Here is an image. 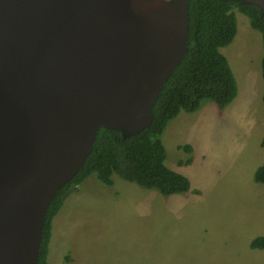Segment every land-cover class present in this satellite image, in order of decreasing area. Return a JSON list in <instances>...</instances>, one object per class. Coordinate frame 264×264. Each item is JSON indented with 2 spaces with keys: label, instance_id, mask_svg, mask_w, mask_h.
<instances>
[{
  "label": "water",
  "instance_id": "95a60500",
  "mask_svg": "<svg viewBox=\"0 0 264 264\" xmlns=\"http://www.w3.org/2000/svg\"><path fill=\"white\" fill-rule=\"evenodd\" d=\"M189 1L0 0V264H38L49 205L101 127L152 125L188 52Z\"/></svg>",
  "mask_w": 264,
  "mask_h": 264
},
{
  "label": "rangeland",
  "instance_id": "374dc122",
  "mask_svg": "<svg viewBox=\"0 0 264 264\" xmlns=\"http://www.w3.org/2000/svg\"><path fill=\"white\" fill-rule=\"evenodd\" d=\"M240 17L248 22L243 14ZM244 26L254 31L248 33L253 42L261 36L240 23L242 33ZM247 112L239 115L248 117ZM234 115L229 112L230 118ZM248 126L245 120L230 121L224 130L237 135L239 150L249 143L242 136ZM206 137L195 139V161L194 151L186 155L168 145L166 166L172 171L173 166L185 168L190 174L189 179L177 172L193 183L186 198L165 197L154 190V200L146 199L144 187L126 190L122 185L129 184L116 176L113 186L89 178L79 193H69L61 217L81 221L85 234L92 229L95 264H264V249L251 247L252 241L264 238V184L254 181L256 170L264 165V148L236 157L230 154L228 136H222L225 150L217 151L199 146L217 142L213 127L208 126ZM191 158L192 167L179 166ZM77 209L85 210L80 214Z\"/></svg>",
  "mask_w": 264,
  "mask_h": 264
},
{
  "label": "trees",
  "instance_id": "16d2710c",
  "mask_svg": "<svg viewBox=\"0 0 264 264\" xmlns=\"http://www.w3.org/2000/svg\"><path fill=\"white\" fill-rule=\"evenodd\" d=\"M234 10L245 14L252 28L262 34L264 48L263 8L240 1L190 0L188 52L153 105L152 125L128 138L119 132L100 130L82 169L49 205L38 264H48L52 222L63 208L65 199L94 174L106 186H112L113 176H117L145 189L156 190L165 197L184 195L191 190V183L185 176L166 166L167 151L162 135L170 121L181 112L194 113L206 101L223 110L236 98L237 80L228 59L220 52L233 42L238 32ZM262 73L264 78V57ZM191 162L187 161L186 165ZM254 181L264 184V165L256 170ZM251 246L253 249L264 248V238L255 239Z\"/></svg>",
  "mask_w": 264,
  "mask_h": 264
},
{
  "label": "crops",
  "instance_id": "0c3cea01",
  "mask_svg": "<svg viewBox=\"0 0 264 264\" xmlns=\"http://www.w3.org/2000/svg\"><path fill=\"white\" fill-rule=\"evenodd\" d=\"M238 19L239 30L237 37L232 44L222 49V53L228 59L237 80V98L224 111L219 110L214 103L206 102L198 112L191 114L185 112L180 113L168 124L162 137L167 153L168 145L171 147L176 145L179 148L184 145H190L194 151L195 161V150L197 145L195 139L206 140L208 126L213 127L217 142L215 144L200 142V147H213L215 151L225 150L222 136H228L227 139L232 140L228 144V148L230 154L236 157L238 155L241 156L246 151L261 147L264 137V110L262 107L264 78L261 67L263 59L262 37L258 35V39L255 42H253L252 39L250 40L248 38V33L254 31L244 26V32L242 33L240 31V23L243 25H249V23L237 16V20ZM240 111H245V113L248 111L247 113L249 116L243 117L239 115ZM229 112L235 115L230 118ZM243 120L251 125L246 127L245 131L242 132V136L248 137L249 143L245 144L246 150H243L244 145H242V149L239 150V143L236 141L237 135H234L233 131L230 134H225L224 130L228 129L226 125L229 124L230 121L233 124H239L242 123ZM193 122H195V126ZM203 151L207 153V150L204 149ZM192 166L193 164L188 167ZM172 169L173 171L186 175L188 178L190 176L185 168L173 166ZM89 180L100 182L97 176L91 177ZM85 182L79 187L78 193L79 190L84 187ZM125 184H129L122 185V188L126 190L137 186L128 182ZM81 195H83V193L80 194V196ZM187 196L188 195L177 198L182 199ZM133 198L137 199L138 197L132 196L131 199ZM146 199L154 200V190H148L146 192ZM84 210L85 209H77L80 214H82ZM89 215H91V213ZM82 226L83 223L77 219L66 218L65 216L54 219L48 250L49 264H95V261H93L95 258V246L94 238L91 236L92 229L88 227V231L85 234V230ZM140 232H142V230H140ZM262 235L264 236V233Z\"/></svg>",
  "mask_w": 264,
  "mask_h": 264
},
{
  "label": "clouds",
  "instance_id": "9594fccd",
  "mask_svg": "<svg viewBox=\"0 0 264 264\" xmlns=\"http://www.w3.org/2000/svg\"><path fill=\"white\" fill-rule=\"evenodd\" d=\"M189 2H190V1H189ZM223 2H224V1H223ZM233 2H234V1H233ZM234 13H235V15H236V19H237V16L240 17L241 14H243V13L239 12L238 10H234ZM243 15L246 16L245 14H243ZM246 17H247V16H246ZM247 18H248V17H247ZM248 23H249V26H251L250 21H249V18H248ZM237 25H238V30H239V19L237 20ZM251 27H252V26H251ZM253 30H255V29L253 28ZM255 31H257V30H255ZM237 34H238V32H237ZM237 34H236V37H237ZM236 37H235V38H236ZM261 37H262V34H261ZM235 38H234V40H235ZM234 40H233V41H234ZM232 43H233V42H232ZM232 43H231V44H232ZM262 43H263V39H262ZM225 48H226V47H225ZM222 49H223V48L220 49V52H221V53H222ZM222 54H223V53H222ZM186 55H187V54H186ZM223 55H224V54H223ZM185 57H186V56H185ZM263 57H264V48H263ZM177 67H178V66H177ZM177 67H176V68H177ZM174 71H175V70H174ZM174 71H173V72H174ZM173 72H172V74H173ZM172 74H171V75H172ZM171 75H170V76H171ZM169 78H170V77H169ZM169 78H168V79H169ZM167 81H168V80H167ZM167 81H166V82H167ZM164 85H165V84H164ZM162 89H163V88H162ZM161 91H162V90H161ZM160 93H161V92H160ZM237 96H238V94H237ZM237 96H236V98H237ZM263 96H264V95H263ZM236 98H235V99H236ZM235 99H234V100H235ZM234 100H233V102H234ZM156 102H157V101H156ZM156 102H155V103H156ZM206 102H210V101H206ZM206 102H204V103H206ZM233 102H232V103H233ZM204 103H203V104H204ZM211 103H213V102H211ZM232 103H230L228 106H226V107H225L223 110H221V111H224V110H225L227 107H229ZM203 104L200 106V108L203 106ZM214 104H215V103H214ZM215 105H216V104H215ZM263 105H264V103H263ZM216 106H217V105H216ZM217 107H218V106H217ZM200 108H199V109H200ZM199 109H198V110H199ZM218 109H219V108H218ZM198 110L195 111V112H198ZM219 110H220V109H219ZM195 112H194V113H195ZM181 113H182V112H181ZM185 113H186V112H185ZM189 114H191V113H189ZM174 119H175V118H174ZM174 119H173V120H174ZM171 121H172V120H171ZM171 121H170V122H171ZM102 128H104V127H101V129H102ZM101 129H100V130H101ZM104 129H106V128H104ZM100 130H99V132H100ZM106 130H108V129H106ZM109 131H113V130H109ZM99 132H98V133H99ZM115 132H118V131H115ZM119 133H120V132H119ZM163 134H164V133H163ZM97 135H98V134H97ZM162 137H163V135H162ZM96 138H97V137H96ZM262 140H263V139H262ZM162 141H163V140H162ZM163 144H164V143H163ZM261 146H262V143H261ZM186 147H190V148L192 149L191 152H189V151L186 149ZM178 148H179V147H178ZM263 148H264V147H263ZM179 149H180V150H184L185 153H186V155H193V154H192V153H193V148H192L190 145H184V146L180 147ZM166 151H167V150H166ZM167 158H168V153H167ZM190 160H192V158H191ZM181 162H182V161L179 162V166H183L184 164H186V163L183 164V163H181ZM193 162H194V161L192 160L191 164H192ZM191 164H190V165H191ZM174 172H176V171H174ZM176 173H177V172H176ZM178 174H179V173H178ZM94 176H97V175L94 174V175L90 176L89 178L94 177ZM114 177H115V176H114ZM116 177H117V176H116ZM89 178H88V179H89ZM186 178H187V177H186ZM88 179H87V180H88ZM87 180H86V181H87ZM124 181H125V180H124ZM126 182H128V181H126ZM128 183H132V182H128ZM113 184H114V183H113ZM132 184H135V183H132ZM81 185H82V184H81ZM81 185H80V186H81ZM135 185H137V184H135ZM80 186H79V187H80ZM112 186H113V185H112ZM137 186H139V185H137ZM79 187H78V189H79ZM78 189H77V190H74V191H75L76 193H78ZM146 190L148 191V190H153V189H146ZM74 191H72L71 193H74ZM76 193H74V194H76ZM184 196H186V195L184 194ZM170 197H171V196H170ZM64 205H65V204H64ZM64 211H65V208L63 207V208L61 209L60 213L57 214V215L55 216L54 219L61 217V215H62V213H63ZM46 217H47V216H46ZM54 219H53V221H54ZM52 228H53V222H52ZM51 234H52V231H51ZM259 238H261V237H259ZM252 242H253V241H252ZM49 243H50V242H49ZM251 245H252V243H251ZM251 247H252V246H251ZM262 249H264V248H262ZM48 250H49V247H48ZM47 261H48V256H47ZM48 264H49V263H48Z\"/></svg>",
  "mask_w": 264,
  "mask_h": 264
},
{
  "label": "bare ground",
  "instance_id": "6f19581e",
  "mask_svg": "<svg viewBox=\"0 0 264 264\" xmlns=\"http://www.w3.org/2000/svg\"><path fill=\"white\" fill-rule=\"evenodd\" d=\"M264 97V96H263Z\"/></svg>",
  "mask_w": 264,
  "mask_h": 264
}]
</instances>
